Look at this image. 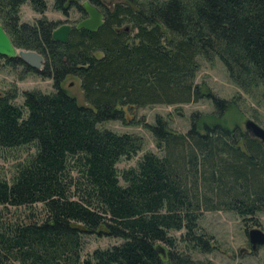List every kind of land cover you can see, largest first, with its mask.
<instances>
[{
  "label": "trees",
  "instance_id": "16d2710c",
  "mask_svg": "<svg viewBox=\"0 0 264 264\" xmlns=\"http://www.w3.org/2000/svg\"><path fill=\"white\" fill-rule=\"evenodd\" d=\"M82 1L53 4L83 19ZM88 1L102 12V27L73 28L63 45L51 38L60 24L44 16L46 0H0V24L13 46L43 63L33 70L18 58L0 61L21 67L20 80L37 76L54 89L23 92L21 106L13 103L16 88L0 94V149L36 148L10 184L0 178V264H202L191 254L212 249L198 225L204 213L230 212L255 224L264 214V145L217 121L230 103L201 93L197 58H218L242 90L264 88V0ZM26 2L40 16L33 24L20 21ZM68 77L79 80L87 107L62 87ZM201 98L212 101L216 121L192 114L182 134L156 117L146 128L161 156L145 153L121 173V186L116 164L136 156L143 141L97 125L124 122L125 108ZM35 204L45 213L40 222L2 217L8 206ZM181 231L179 240L170 235ZM91 235L123 242L82 260L83 238Z\"/></svg>",
  "mask_w": 264,
  "mask_h": 264
},
{
  "label": "rangeland",
  "instance_id": "374dc122",
  "mask_svg": "<svg viewBox=\"0 0 264 264\" xmlns=\"http://www.w3.org/2000/svg\"><path fill=\"white\" fill-rule=\"evenodd\" d=\"M106 3H115L118 0H105ZM47 11L44 16L54 23H68L75 25L83 17L74 9L68 16L54 9L53 0H46ZM40 16L36 14L29 4L24 3L20 7V21L33 24ZM125 26H123L124 28ZM100 55V53L98 54ZM199 70L195 76L196 85L200 86L203 95L212 94L215 97L226 100L230 103L223 115L217 121L227 128L239 126L244 130L247 120L254 121L264 129V99L262 93L264 88L259 87L251 91H245L236 86L229 78L226 69L218 58L208 61L202 56L197 58ZM21 67L12 68L0 61V94H5L16 88L18 97L13 101L15 105L23 103L22 93L25 91H40L49 94L54 91L51 80H43L37 76L28 75L20 80ZM62 87L73 97L79 106L87 107L80 89V82L77 78L68 77L62 83ZM125 121H106L97 125L99 130H108L122 135L130 134L141 137L143 148L136 156L122 158L116 164L119 184L125 186L121 173L125 170L136 168L141 157L151 152L161 156L155 145L147 125H154L155 118L161 117L166 120L168 126L175 132L185 134L191 126V115L198 114L202 121L211 124L216 121L212 114L216 111L212 101L201 98L196 103L184 105H153L143 108H125ZM203 116H206L203 118ZM36 153L34 145L21 146L12 149H0V178L10 184L17 169L27 163ZM71 176L77 179L75 170H71ZM43 207L35 204L29 207H10L2 211L5 221L11 223H25L29 218L38 222L44 219ZM257 223L252 221L244 222L241 218L230 212H206L199 220L200 232H203L210 239L211 251L208 253H193V259L202 264H264V249L251 255H239L241 249L247 248L246 231L260 229L264 231V214L256 217ZM181 232H170V235L179 240ZM123 241L116 238L84 236L82 260L89 257L95 250H105Z\"/></svg>",
  "mask_w": 264,
  "mask_h": 264
},
{
  "label": "water",
  "instance_id": "95a60500",
  "mask_svg": "<svg viewBox=\"0 0 264 264\" xmlns=\"http://www.w3.org/2000/svg\"><path fill=\"white\" fill-rule=\"evenodd\" d=\"M81 9L86 14V18L79 21L75 25L77 30H86L88 32H96L104 23V16L102 12L94 5L90 4L88 0H84L80 4ZM72 25L62 24L54 29L51 33V38L54 42L60 44H67L72 31ZM0 57L7 59L18 58L22 63L33 70H40L43 63V58L36 52L24 51L16 49L7 33L0 24ZM244 131L252 138L259 140L264 145V129L257 125L252 120H247L244 124ZM248 240L251 251L255 252L258 248L264 246V231L260 229H251L248 231Z\"/></svg>",
  "mask_w": 264,
  "mask_h": 264
},
{
  "label": "flooded vegetation",
  "instance_id": "af4514ba",
  "mask_svg": "<svg viewBox=\"0 0 264 264\" xmlns=\"http://www.w3.org/2000/svg\"><path fill=\"white\" fill-rule=\"evenodd\" d=\"M83 1H84V0H83ZM83 1H82V2H83ZM82 2H81V3H82ZM103 2H104L105 4H107V5H109V6L112 5V4H114V3H109V2L106 3L107 1H105V0H104ZM81 3H80V4H81ZM86 17H87V16H86V14H85V17H84L83 19H85ZM83 19H81V20H83ZM81 20H80V21H81ZM63 24H68V23L66 22V23H63ZM76 24H77V23H76ZM76 24H75V25H76ZM60 25H62V24H60ZM60 25H59V26H60ZM70 25H71V24H70ZM75 25H72V27L74 28ZM73 28H72V29H73ZM246 234H247V238H248V231H246ZM260 249H264V246L258 248L257 251L252 252V251H251L250 244H249V240H248V242H247V248L241 249V250L239 251V255H251V254L257 253Z\"/></svg>",
  "mask_w": 264,
  "mask_h": 264
}]
</instances>
